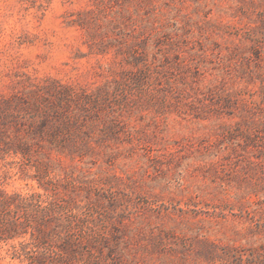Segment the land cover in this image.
<instances>
[{"label": "rangeland", "instance_id": "374dc122", "mask_svg": "<svg viewBox=\"0 0 264 264\" xmlns=\"http://www.w3.org/2000/svg\"><path fill=\"white\" fill-rule=\"evenodd\" d=\"M0 264H264V0H0Z\"/></svg>", "mask_w": 264, "mask_h": 264}]
</instances>
